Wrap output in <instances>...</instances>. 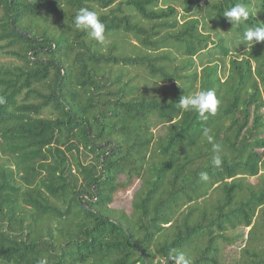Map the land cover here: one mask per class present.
Here are the masks:
<instances>
[{
	"label": "trees",
	"instance_id": "obj_1",
	"mask_svg": "<svg viewBox=\"0 0 264 264\" xmlns=\"http://www.w3.org/2000/svg\"><path fill=\"white\" fill-rule=\"evenodd\" d=\"M57 1L52 24L41 12ZM204 1L0 0V48L18 59L0 61V264H161L181 253L180 264H264V172L263 184L245 179L264 171V42L243 41L264 27V0H210L212 26L196 14ZM236 4L250 13L239 26L223 16ZM80 9L104 24L107 51L75 27ZM128 34L130 53H114ZM142 76L161 81L158 93ZM200 90L219 101L207 119L177 105ZM136 158L144 171L127 214L109 204ZM238 226L246 238L225 262L221 244L234 246Z\"/></svg>",
	"mask_w": 264,
	"mask_h": 264
},
{
	"label": "rangeland",
	"instance_id": "obj_2",
	"mask_svg": "<svg viewBox=\"0 0 264 264\" xmlns=\"http://www.w3.org/2000/svg\"><path fill=\"white\" fill-rule=\"evenodd\" d=\"M175 2V5H178V3L176 1ZM60 1H57L54 5H52L51 7L45 9L44 11H42V15L44 16V18L49 21L50 23L52 24H56L57 21H56V9H57V6L59 5ZM117 3V2H116ZM209 4H210V0H206L204 1L203 3H201L199 5V9H198V12H196V14L198 13V16L200 18L201 21H204V23L206 22L208 25L212 26V22H210V20H208V17L206 15V11L209 7ZM125 7V6H124ZM178 10H180V6L178 5L177 6ZM2 12V9L0 8V14ZM136 16V19L141 22V23H145V21L139 17L138 14L135 15ZM181 18V16H179ZM216 31L218 33H226L228 34V32L220 27H216ZM118 35H121V33H119ZM229 35V34H228ZM127 39H128V43L122 45L121 47L118 46V49L116 48V51H114V53H120V51H123V53H130V50L132 48V43H135L136 44V40L133 36H131L130 34L126 35ZM109 38L105 37V39L103 40L104 44L102 46V51H107V48H108V42H109ZM234 51V50H233ZM216 54L218 55H222V57L224 56L223 54H221L220 52H215ZM173 55H175V61L180 57V53L179 51L177 50H173L172 52ZM214 55V54H213ZM215 56V55H214ZM8 60H11V61H16L18 60L17 58H15L14 56H11V55H7L3 52V50L0 48V61H8ZM224 60V65L226 64L227 65V56H225L223 58ZM115 65H118V64H115ZM119 66V65H118ZM129 71L132 72H140L141 73V67L140 66H137V65H126L125 66ZM221 70H226L225 67H221L220 68ZM222 73V72H221ZM138 79V82L139 84H147L148 86L151 87V92H157L158 93V87H159V84L161 83V81H158L156 79H151V78H147V77H137ZM158 83V84H157ZM261 112L264 113V105L261 107ZM43 114H48L47 110H45L43 112ZM163 126H154V129H153V132L154 133H160L163 131ZM259 152L262 153V156H264V150L261 148V149H257ZM135 167H136V170H135V173H134V177L132 179V182L125 188H119L118 190H116L113 194V198H112V201L110 202L109 206H112L116 209H122L125 211V213L127 214H130L131 211H132V208H131V198H132V195H133V191L135 190V188L137 187V184L139 183V177L140 175L143 173L144 171V165L140 162L139 159H135L133 161ZM264 172L263 170H259L258 174L256 175H253V176H245V179H246V182L248 184H250L251 186H257L258 184H263V182H261V179H262V176H261V173ZM124 178V174H120L118 177H117V180H123ZM249 227H242V226H238V227H235V228H232V229H229L228 230V233H234L238 236V238L235 239V243L234 246H231V245H224V244H221L222 246V250H223V255H222V260H224L225 262H231V261H234L237 257H238V254H239V243H241L242 241L245 240L246 238V233L248 231Z\"/></svg>",
	"mask_w": 264,
	"mask_h": 264
},
{
	"label": "clouds",
	"instance_id": "obj_3",
	"mask_svg": "<svg viewBox=\"0 0 264 264\" xmlns=\"http://www.w3.org/2000/svg\"><path fill=\"white\" fill-rule=\"evenodd\" d=\"M249 11L243 4H236L230 9L226 10L223 14L224 17L228 18L231 25L241 24L246 21L249 17ZM74 25L77 29L84 30L88 32V35L97 41H103L104 37V24L101 23L97 14L95 12L89 11L88 9H80L74 17ZM243 41H247L251 44L264 42V27L248 28L243 35ZM242 41V43H243ZM3 99L0 98V103ZM219 101L213 90H200L198 92H193L191 95H183L177 105L180 109L185 112H195L201 118L207 119L206 113L215 114ZM205 136L209 142H212L213 137L208 135L207 130H205ZM217 151V155L213 158V164L219 166L221 164V157L219 155L220 146L213 145ZM201 179L207 180V174L201 173ZM178 260H184L183 254L181 253ZM187 264V261L184 262Z\"/></svg>",
	"mask_w": 264,
	"mask_h": 264
},
{
	"label": "water",
	"instance_id": "obj_4",
	"mask_svg": "<svg viewBox=\"0 0 264 264\" xmlns=\"http://www.w3.org/2000/svg\"><path fill=\"white\" fill-rule=\"evenodd\" d=\"M10 23H11V26L17 31V32H20V33H25V31L17 28L13 23H12V19L10 20ZM63 74H64V70H63ZM94 200V199H93ZM172 259H175L177 264H180V260H178L177 258H174V257H164L161 261V264H164L166 261L168 260H172Z\"/></svg>",
	"mask_w": 264,
	"mask_h": 264
}]
</instances>
